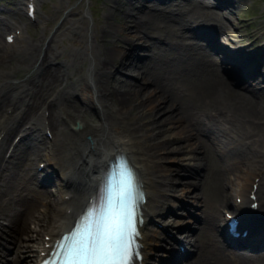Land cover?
Masks as SVG:
<instances>
[{"label":"bare ground","instance_id":"1","mask_svg":"<svg viewBox=\"0 0 264 264\" xmlns=\"http://www.w3.org/2000/svg\"><path fill=\"white\" fill-rule=\"evenodd\" d=\"M118 1L115 9L121 12L120 19L118 18L112 25L115 31L119 30V34L111 35L122 40L123 45L117 48L118 50H115V47L110 50L101 48L100 52L93 53V58L91 57L88 64L83 63L84 54H78L73 47L68 50L59 48L54 43V33L46 41L37 37L34 41L31 40L26 43V59L21 55L14 54L13 49V52L3 50L2 48L9 44L4 40L2 43L0 39V64L4 65L0 69L11 66L27 68L35 60L38 61L31 74H27L26 77L22 76L21 80L18 79L21 83L15 95L17 96L18 92L22 95L16 98L13 104H15V108L19 106L22 108L23 116L31 121L32 129H35L34 125L39 123V120L35 117L33 110L36 112V107L41 106L42 93L50 90L48 94H51L52 97L49 102H44L43 105L47 111V125L49 130L53 132L52 139L54 141L53 145H49L48 139L46 142L43 135L40 134V136L38 135L39 132H33L32 129H29V132L22 137L25 139L22 145L19 144L20 147L18 145L13 150L16 159L10 170L8 160L0 164V166H4L0 168V218L7 219V222L12 224L13 233L20 229L28 238L26 242L30 245L27 247L28 251L24 256V261L31 259L30 262L32 263L33 260L40 257V252L45 249V244L54 238L55 232L58 229H64L71 223L96 187L103 163L111 157V153L116 152L128 155V160L131 162L138 161L140 170L144 174L141 176L145 181L142 186L149 195L148 203L144 208L145 214H148V211H151L150 214L152 215L160 213L159 203L164 195H159L158 191L166 188L164 185L166 176H172V171L167 166L159 165L151 162V160L154 154H159L158 148H166V152L183 150L181 145L168 146L165 139L159 143L156 139L153 140V143L151 142L150 139L156 137L157 132V130H153L154 125L158 127V124L160 125L163 121L170 125L176 124L172 131L176 138H189L188 151L191 158L186 162L188 164L185 163L186 167L189 166V162L191 163L188 171L202 170L204 173L211 171L215 182L214 185L211 184V189L201 188L199 191L195 190L193 194L198 197L197 203H203L204 215H198L195 218L197 220L195 233H183L181 239L184 238L183 241L186 239L187 241L184 242L188 246L191 245L192 250L188 252L194 256L187 261L183 260L175 264H240L235 258L229 257L222 244L215 240L214 235L223 232L221 231L223 214L219 210V204L230 202V199L225 197L228 188L234 192L243 190V188H246L247 191L252 182H256V188H259V185L262 186L264 170L260 171L259 175L257 174L259 170L255 172L256 167H260L256 164L261 162V159L257 160V153H254L257 159L251 157V154L243 147L246 144H243L236 137L234 131L231 134L226 131L224 135L217 133L216 127L211 125V120L206 116L202 106L206 100L209 102L223 101L224 103L217 102L218 104L213 105L218 107L220 111L223 108L229 109L233 120L228 122L233 126L240 127L243 132L250 128L249 125L253 121L249 117L246 120L244 118V115L249 114H240V112H264V99L259 97H263L261 93L264 87V52H262L264 50L262 48L261 54L257 57L251 56L250 60L246 59L249 68L243 66L239 72H231V74L245 72V76L233 80V77L222 75L220 72L218 65L221 63H218L215 53L212 51H214L213 49L220 51L223 47L211 38L214 39L215 35L218 38L217 34L225 32L219 18L223 15L221 12L230 9L231 4H236L238 0H190L191 5L187 2L185 5L187 6L185 10L189 9L190 13H186L182 8L184 6L182 0H176L173 4L171 0H153L146 3L144 0ZM178 3L182 5H178ZM111 7L114 9L113 6ZM11 12L15 13L14 11ZM182 14L189 15L188 21H190V17L198 16L203 19L208 27L201 31L200 36L196 37L193 32L190 30L186 32L183 27L181 28V25H178L177 15ZM15 20H17V16H2L0 14V35L5 31L11 32L7 29L15 24L13 22ZM112 25L106 26L104 24L99 27L97 38L100 41L104 40L110 32H114ZM14 26V32L11 33L16 39L19 36L16 31L19 26ZM154 34L162 38L166 34L168 37L170 36V39L176 36L178 40L172 44L168 43L166 46L156 41ZM139 41L140 43H137ZM132 42L136 44H130ZM126 45L130 46L129 50L127 48L130 55L125 54V51L122 52ZM135 49H139L138 52L140 53L133 54L132 51ZM144 56H146L145 68L150 67L144 69L145 71L141 70L144 73H137L136 66ZM123 58L124 60H122ZM236 58H234L235 61ZM27 60H30L29 65ZM53 60H55L54 63H52ZM117 61L121 63L123 69L134 72L135 75L127 76L128 79H125V82L123 80L117 81V78L113 76V72L116 70L114 63ZM235 63L231 64L235 66ZM185 71L189 72L192 78L183 89L174 87L170 83H164L162 85L164 93L155 90L159 85L158 80L161 78ZM58 74L60 80L56 81V85H61V90L54 91L52 83ZM70 74L74 78L71 80L73 82L67 80ZM115 79L117 84L114 83ZM147 83L150 84L148 87L146 86ZM23 85H27V89L23 90ZM1 86L2 84H0V113H2L3 105L8 104L9 96V92L3 91ZM73 89L78 92L76 97L70 95ZM137 92L138 94L135 96ZM62 93L69 97L62 99ZM148 94L152 96L153 100L160 101V106H162V109L157 107L156 102L150 106V110L155 114L162 110L165 111L164 115L156 118L150 124L151 126L146 121H138L137 112L140 110L137 109L136 112L133 110L141 104V100L137 96H142V101H146ZM26 97H28L27 102L22 104L21 102ZM257 97H259L258 100ZM74 99L80 101L81 105L90 106L97 117V122L94 124L93 122H86L78 128L77 138L69 141L72 143L67 147L62 133L54 132V125L55 119L64 118L65 113L66 115L70 114L71 118L73 113H76V116L81 114L76 102L73 101ZM12 107L14 108V106ZM220 111L219 115L223 116L224 113L222 114ZM122 112L130 114L125 116L127 119L122 117L123 119L118 120L114 117L115 113L120 114ZM199 113H204L207 119L199 118ZM252 116H256V114ZM253 123L258 127L257 131L264 134L262 133L264 125L258 121ZM139 139H141L140 142ZM46 146L47 149H51L55 153L57 150L61 153V156L57 154L62 161L58 164V169H62V176L58 177L57 180L52 179L54 187H39L37 185L40 181L38 171L44 170V168L36 167V163L34 164L33 161L39 156L42 147L46 150ZM212 146L220 149L219 155L223 160L229 161L230 172H236L235 177L241 176L236 179V182L244 178L243 182L235 184L231 179L225 183L219 181L218 177L221 176L218 172L220 169L216 164L217 161L211 163L206 159V153ZM204 156L207 161L204 160ZM50 157L47 156L46 159ZM262 161H264V156ZM6 166L9 167L6 168ZM47 168L45 167V169ZM70 171L76 172L77 176L69 177ZM250 171L253 174L251 177L247 176ZM48 173L49 177L52 178L51 170ZM12 177L20 179L18 182L20 186L17 183L13 184ZM159 177L161 182H157ZM256 177H258L257 181ZM28 181H32L36 185H29ZM197 182L198 180H194L193 183L197 184ZM199 195H201L200 198ZM258 197L260 204H264V189L258 192ZM0 224H2L1 221ZM145 233L147 241L154 239L151 237L152 233L150 235L148 232ZM40 234L41 237H39ZM191 235L193 236L190 237ZM32 239L34 242H31ZM231 239L238 242L239 239L245 238L239 236ZM169 243L173 244L174 242ZM174 249H176V253L170 249L173 252L170 258L173 260H177L186 252L178 250L175 246ZM10 259L14 261V264L18 263L14 254Z\"/></svg>","mask_w":264,"mask_h":264},{"label":"rangeland","instance_id":"2","mask_svg":"<svg viewBox=\"0 0 264 264\" xmlns=\"http://www.w3.org/2000/svg\"><path fill=\"white\" fill-rule=\"evenodd\" d=\"M23 1L24 0H20V1L0 0V14L2 16H17V21H18V23L20 22V26L19 27H20L21 32H22V36H21L22 38L21 39H17L16 38L17 40L15 39L16 40L15 43H17V44L19 43L18 45H20L18 50L16 51L17 55H19V56L23 54L22 50L25 49L26 43H28L31 40L34 41L37 37L42 38L43 41H46L48 39V37L52 33H54V36H55V37L53 36L54 43L59 48L62 47V49L68 50L69 48L73 47V49L78 54H84V56H85L83 58V60H84L83 63L84 64H88V61L91 59V57L93 58V53L100 52L101 48L110 50L113 47H115L114 49L118 50L117 48H120V46L123 45V41L122 40H120L118 38H114L112 36V35H114V33L115 34H119V30L115 31V28H113L114 26L112 25V24H115V21H117L118 18L120 19V13L121 12L115 9L117 7V3L119 2L118 0H117V2H115V0H37V2L35 3L36 5H35V13H34L35 19H34V21L28 19L26 16H23L24 12H25V8H26L25 7V1L24 2ZM150 1H153V0H144L145 3L146 2H150ZM174 1H176V0H174ZM182 1H183V5H184L182 8L184 10L187 7V6H185L186 2H187V4L191 5L190 0H182ZM209 1H211V0H209ZM203 2H205V1H203ZM158 5H160V4L158 3ZM178 5H182V4L178 3ZM111 6H113L114 9H112ZM118 6H119V4H118ZM179 9H181V8L179 7ZM70 10H71V12H69ZM188 10L189 9H187V11L185 10L186 13L187 12L190 13ZM11 11H14L15 13H13ZM177 13H178V11H177ZM221 13H223V15L220 16L219 18H220L221 23L223 24V27H225L227 31L232 29V27H233L232 25L235 23L237 26H239V27L235 28V30L237 29V31H238V29H240L241 31H245V33L249 34L250 37H252L253 35L256 34L257 42H259V43L262 42V44L264 45V0H238V2L236 4H234V5L231 4L230 9L222 10ZM127 15H129V14H127ZM229 23H232V25L229 24ZM104 24L106 26L112 25V28H113L114 32H110L109 35L108 34L106 35V38L104 40L100 41L97 38V33L99 32V27L104 25ZM14 25H16V24H14ZM12 27L7 29V31L14 32ZM182 27L184 29V26H181V28ZM186 30L187 29L185 28V31ZM251 31L254 32V33H252ZM155 35L156 34H154V36ZM217 36H220V34H217ZM169 37L166 34L164 36V38H168V39H169ZM214 37L215 38L214 39L211 38V40L215 41L217 39L216 35ZM1 42L3 43V40ZM118 43H120V44H118ZM137 43H140V41L137 42ZM21 44H22V46H21ZM130 44H136V43L132 42ZM129 45H126V47H124V50H122V52L125 51V54H128V55H130V51L129 52L127 51V48H128V50L130 49ZM252 47H254V45L250 46V49ZM3 50L7 51V49H5V47L3 48ZM138 50L139 49H135L134 51H132L133 54H135V53L139 54L140 52H138ZM213 50L214 51H212V52L215 53V57H216V60H217L218 59L217 56H219L218 55V50L217 49H213ZM141 54L144 55V53H142V52H141ZM122 60H124V58ZM144 61H146V56L142 57L139 60L137 66H136V69H137L136 72L137 73H144V71L150 67L149 66V67L145 68L146 62H144ZM29 62H30V60H27V64L28 65L30 64ZM54 62H55V60L52 61V63H54ZM219 62L220 61H218V63ZM7 65H9V64H7ZM2 66H4V65L0 64V67H2ZM115 66H116V70H114L113 76L117 78V81H121V80L124 81L125 79H128L127 76L135 75L134 72L132 73L129 70H125V68L123 69L121 67V63L118 62V61L114 63V67ZM11 67H13V66H11ZM218 68H219L220 72L222 73V75H225V76H228V77H233L234 78L233 80H236L239 77L246 75V74H244L245 72H241V73H238V74H236V73H234V74L233 73L232 74L231 73H227V72H225V70H221L222 67H221L220 64L218 65ZM258 69H260V67H258ZM141 70H144V71H141ZM191 76L192 75L189 74V72H187V71L179 73V74L176 73L173 76H167L166 75L165 77H163L160 80H158V84L159 85H158L157 89H155V90L157 92H159V93H164V88L162 87V85L164 83H170L174 87L183 89L184 86L187 83L190 82V80L192 78ZM263 77H264V74H263ZM58 80H60V75L59 74L57 75V78L55 79V81L52 83V87H53L52 89L53 90H54V86L56 85ZM67 80H69L70 82H73L71 80H74V78H72L71 74H70V75H68ZM263 80H264V78H263ZM117 81L115 79L114 83H116ZM140 82L142 83L143 81H140ZM149 85L150 84H148V83L146 84L147 87ZM261 85H262V83H261ZM49 92H50V90L42 93L41 97H44ZM137 94H138V92L135 94V96ZM140 95H141V92H140ZM261 95L263 97L259 96L260 99H264V87L262 88ZM137 97H138V99L141 100L140 101L141 104H140V106L138 108H134L133 110H134V112H136L137 109L140 110V111L137 112V116L139 118L138 121H146L150 125V124L153 123V121L156 118L158 119L162 115H164L165 111H163V110L158 112L157 114L153 113L150 110V106L154 105L156 102L158 104L157 107L162 109V106H160V104H161L160 101H158L157 99L153 100L152 96L150 94H148V98H147L146 101H144V100L142 101V96H137ZM259 97H257V100L259 99ZM73 101L76 102L77 108L80 109V112H81L82 115L81 114L80 115L77 114V115L82 117V118H79V119L84 124L86 122H93V124L97 122V117L95 116V113L90 109V106H86V104L85 105H81L80 101H78L76 99H74ZM207 101L208 100H206L204 102V104L202 106L203 108H205L204 105H211V104H215L217 102L218 103H222L223 102V101H218V100L212 101V102H209V101L207 102ZM219 105H221V104H219ZM79 106H80V108H79ZM3 109H4V106H3ZM39 110L40 111L44 110V105H42V107L41 106H37L36 107V112L38 113ZM258 112L257 111H254V112L243 111V112H240V114L247 113L249 115L251 114V116L256 114V116L260 115L261 117H264V112H260V111H258ZM73 114H76V113H73ZM113 114H114V112H113ZM129 115L130 114H128L127 112H125V113L122 112L120 114H116L115 113L114 117H117V118H122L123 117V118H125V116H129ZM133 118L136 120L135 117H133ZM125 119H127V118H125ZM175 126H176V124L175 125H170V124H168L166 122H163V121H162V123L160 125L158 124V127L154 125L153 130L154 131L157 130L156 137H154V138L152 137L150 140L153 143V140L156 139L158 141V143H159V142H161L162 139H165V140H167V145L168 146L172 145V146L175 147L176 145H181V147L183 148V150L180 149V150H177V151H170V152H166V148H158L159 154H154V158H158L161 161L165 159V161H164V163L162 165L167 166L169 168V170L172 171V176L171 175H168L169 177L166 176L167 181H166V183H164L165 187L170 188V190H167V191H170V195L163 196L162 200L163 201L164 200H168V198H169V199L172 200V203L173 202L176 203L178 200L180 202V200H183V199L186 198V199L189 200V202L187 204H185V202H187V201H185L182 206L181 205L180 206H174L173 209H172V206L170 205L171 202H164L163 203V208L164 209H162V205H160L161 201H162L161 200L160 203H159V208H161V212L160 213H156V214H162V212H165V213H164V215L159 216L160 220L158 219L157 221H159L161 223H164L165 220L173 218L175 220L174 222L179 221V222H177V224L180 226L179 227V232H177L179 235H180L182 230H183L182 233H189V234L192 233V234H194L196 229H197V226L194 229L195 230L194 231L193 230V226H195V225H194V222L191 219V216H193L192 214L196 215V213L198 214V212H202L201 209L203 207L201 208V205L197 206L198 204L194 205L193 200L195 199V203H196V200H197L198 197H195V195H193V194H194L195 190L199 191L201 188H204L205 190L206 189H211V184L214 185L215 182L213 180V175H212L211 171H208L207 173H204L202 170H199V171H196V172L195 171L194 172L188 171V168H190L189 166H191L190 165L191 163L189 162V166L188 167L185 166V163L189 160V158H191L189 156L190 152L188 151L189 138L188 139H186V138H176L175 136H173L172 131H173V129H175L174 128ZM249 126H250V128L252 130L255 129V132H258L257 131L258 127L255 125V123L251 122ZM234 133L237 135V132L235 130H234ZM236 137H238V136H236ZM238 138L241 139V137H238ZM24 140H25L24 138L21 139L20 145H22ZM20 145H19V147H20ZM17 147H18V145H17ZM158 147H159V144H158ZM46 149H47V146H46ZM249 154H251V157L253 159H257V156H255L254 153H249ZM10 159L11 160H8V165H10V167L6 166V168L9 167V170L12 167V164H13L14 160L16 159V156L13 154ZM206 159L209 162H211V163H214V161L216 162V158L211 155L210 149H209L208 153H206ZM206 159H205V156H204V160L205 161H207ZM151 162H154L153 159L151 160ZM217 162H216V164L218 165ZM158 164L160 165V162ZM186 164H188V163H186ZM3 167L4 166H2V165L0 166V168H3ZM218 167H219V165H218ZM219 169L220 170L218 172L220 173L222 168L219 167ZM39 172L40 171H38V174H39L38 176L40 177V173ZM251 172L252 171H250L249 174H247V176L249 175L251 177V175H253V174H251ZM227 173L230 175L231 180H232L233 177L236 176L235 175L236 172L228 171ZM44 175H45V173H44ZM61 176H62V172H61V174L57 175V178L61 177ZM45 177H46V175H45ZM179 177L181 179H183V180L179 179ZM238 177H241V176L237 175V178ZM242 177H244V176H242ZM48 179H47L48 180L47 182L40 180L37 183V185H39V187H47V186L54 187V185H52L53 184L52 179L56 180L55 177H53V178L48 177ZM194 180H198L197 184L193 183ZM12 181H13V184L17 183V185L20 186L18 184V182H20V179H17V177H12ZM243 181H244V178H242L238 182L241 183ZM157 182H161V178L160 177L158 178ZM167 182H170V183H167ZM180 182H181V184H179ZM238 182H236L235 184H238ZM29 185H33L34 186L36 184H34L31 181V182H29ZM260 186L261 185H259L258 192L260 190L264 189V183H263V185L261 187ZM160 190H163V189H160ZM23 192H24V190H23ZM177 193H178V196H177ZM22 194H24V193H22ZM184 196H185V198H184ZM200 197H201V195H199V198ZM184 206H185V210H183V208H182ZM262 206L264 207V204ZM166 208L169 209L168 212H166L167 211V210H165ZM187 210H190L191 214L188 213ZM180 214L182 216L179 219V215ZM195 218H194V220H195ZM1 220H3V218ZM170 220H172V219H170ZM195 222H197V220H195ZM164 224H166V226H165L166 228H167V226H168V228L170 226L173 227L171 221H166ZM0 225H1L0 232H2V230H5L4 231V235L7 238V240H6L7 247L2 248L4 250V251H2V253L4 255V259L8 258L7 261L10 264V262L12 261L10 259V257H12V254L15 255V259L16 260L18 258H23V256L26 254V252L25 253L21 252V250L24 247L27 248L30 245V243L26 242V240L28 238L25 236V234L23 232H21L20 229L17 230L15 233L12 232V230H11L12 229V224L8 223L7 219H4V222H2V224H0ZM159 228L160 227H157L158 230L155 233V235L156 234L157 235L160 234ZM175 230L177 231V229H175ZM174 233H176V232L173 231V234ZM191 236H193V235H191ZM184 241L186 242L187 240L185 239ZM31 242H34V239H32ZM167 243L169 244L168 241H165L164 245L166 246ZM12 245H15V246H12ZM187 249H188V251L192 250L191 249V245L188 246ZM27 251H28V248H27ZM18 253H20V254L18 255ZM22 261H24V258H23ZM17 262H18V260H17ZM4 263H1V264H4ZM32 263H33V261H32ZM21 264H23V263L21 262Z\"/></svg>","mask_w":264,"mask_h":264},{"label":"snow or ice","instance_id":"3","mask_svg":"<svg viewBox=\"0 0 264 264\" xmlns=\"http://www.w3.org/2000/svg\"><path fill=\"white\" fill-rule=\"evenodd\" d=\"M143 194L126 161L111 170L97 201L55 245L45 264H132L139 256L137 213Z\"/></svg>","mask_w":264,"mask_h":264}]
</instances>
